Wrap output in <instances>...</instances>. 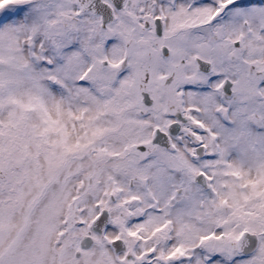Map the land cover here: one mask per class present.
Returning a JSON list of instances; mask_svg holds the SVG:
<instances>
[{"label":"snow or ice","instance_id":"snow-or-ice-1","mask_svg":"<svg viewBox=\"0 0 264 264\" xmlns=\"http://www.w3.org/2000/svg\"><path fill=\"white\" fill-rule=\"evenodd\" d=\"M0 264H264V0H0Z\"/></svg>","mask_w":264,"mask_h":264}]
</instances>
